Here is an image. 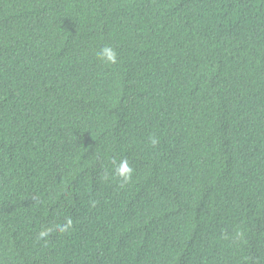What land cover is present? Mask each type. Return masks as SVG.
<instances>
[{"label":"trees","instance_id":"obj_1","mask_svg":"<svg viewBox=\"0 0 264 264\" xmlns=\"http://www.w3.org/2000/svg\"><path fill=\"white\" fill-rule=\"evenodd\" d=\"M0 264H264V0H0Z\"/></svg>","mask_w":264,"mask_h":264},{"label":"clouds","instance_id":"obj_2","mask_svg":"<svg viewBox=\"0 0 264 264\" xmlns=\"http://www.w3.org/2000/svg\"><path fill=\"white\" fill-rule=\"evenodd\" d=\"M98 59L105 63V64H115L117 63V53L115 52V50L110 47V46H103L99 49V51L96 53ZM151 143L153 145H155L157 143L156 139H152ZM132 173H133V169L129 166L128 161L122 160L119 163V167H115L113 170V176L117 177L120 179L121 181V186H123V184H126L130 181L131 177H132ZM70 224V221H69ZM67 225H62L59 226V230L61 232L65 231ZM51 229H46L43 230L39 233V236L45 237L48 235V232Z\"/></svg>","mask_w":264,"mask_h":264}]
</instances>
